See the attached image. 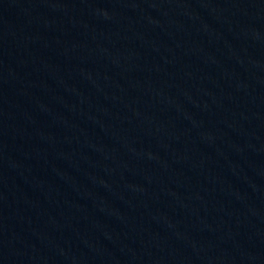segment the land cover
<instances>
[{"label":"water","instance_id":"1","mask_svg":"<svg viewBox=\"0 0 264 264\" xmlns=\"http://www.w3.org/2000/svg\"><path fill=\"white\" fill-rule=\"evenodd\" d=\"M0 264H264V0H0Z\"/></svg>","mask_w":264,"mask_h":264}]
</instances>
